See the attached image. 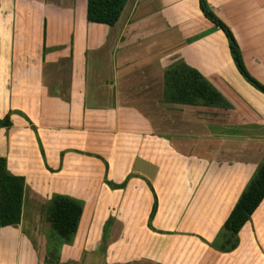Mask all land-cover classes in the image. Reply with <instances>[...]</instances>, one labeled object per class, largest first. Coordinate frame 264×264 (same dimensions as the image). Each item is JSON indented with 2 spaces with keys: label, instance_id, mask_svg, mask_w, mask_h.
<instances>
[{
  "label": "crops",
  "instance_id": "1",
  "mask_svg": "<svg viewBox=\"0 0 264 264\" xmlns=\"http://www.w3.org/2000/svg\"><path fill=\"white\" fill-rule=\"evenodd\" d=\"M220 1L207 0L230 25ZM251 2L240 16L249 31L263 32L264 0ZM86 3L0 0V119L9 113L11 121L0 125V156L8 171L24 177L21 218L0 226V252L11 255V264H264V213H257L264 198L232 249L210 245L215 230L190 226L191 216L175 223L158 216L173 172L159 156L184 154L189 213L191 205L207 213L210 201L219 223L264 158V115L254 111L250 118L247 105L239 110L214 72L192 66L228 106L164 100L165 70L188 64L190 54L200 66L209 57L206 32L216 24L199 0H127L114 24L88 20ZM129 146L134 162L117 175L112 152ZM124 179L123 190L146 189L150 197L152 186L155 216L149 219L144 201L123 195L117 216H86L81 231L92 190ZM54 190L86 200L72 240L58 249L48 244L50 224L39 216ZM136 206L142 215L132 216ZM52 248L56 256L42 254Z\"/></svg>",
  "mask_w": 264,
  "mask_h": 264
},
{
  "label": "rangeland",
  "instance_id": "2",
  "mask_svg": "<svg viewBox=\"0 0 264 264\" xmlns=\"http://www.w3.org/2000/svg\"><path fill=\"white\" fill-rule=\"evenodd\" d=\"M235 1L236 0H228V2L227 1L225 2V0H222L218 4H216V6L219 9H221L224 13L228 14L229 22H231L230 25L226 21H224L220 16L219 17L228 25V27L230 28V30L234 35V38L238 44L239 53L241 55L242 63L244 65L245 70L251 77H253L255 80H257L264 86V75H261L264 74L262 72V69H264V62L262 59V50L264 48L263 46L264 31L261 32L260 30H258L256 33L252 30L249 31L250 29H248L247 28L248 25H246L247 21L245 20L244 23V21L242 20V14L246 12L245 5H249L251 0H241L244 6H242L239 3L240 0L237 1V3ZM208 5L213 10V8L210 6L209 3ZM240 13H242L241 16ZM231 25H233L234 27L232 28ZM215 27L216 30L208 29L206 32L207 39L210 45L208 46L207 49V54L209 57H207V59L204 61H199L198 63L200 64V66H198L197 62L193 61L194 59L193 56L195 54H190L189 58H191L192 61L187 63L190 66L196 65L197 67H199V70L201 72L202 70L212 71L215 74L219 75L226 84L225 86L228 87L227 89L230 91L229 93H231L230 96L235 98L234 99L235 101L234 102L232 101V103L234 105L236 104L237 105L236 107L237 108L239 107V110L240 109L246 110V105L250 107V116H251L250 118L253 117L254 114L252 113L254 111L261 115H264L262 111V109H264V90L256 86L251 80L248 79L245 73H243L240 70L233 56V52L229 46L228 36L226 35L225 31L222 28H220L217 25ZM233 29H235L234 31L237 33V36H235ZM238 40L240 41V43L238 42ZM254 116L256 117V115ZM118 144H119V140H118ZM124 152L125 150H123V152L121 151V153L117 155L114 154V152H112V156H111L112 163H114L113 166L115 168L114 170L117 175H119L120 172L124 171L134 162L133 161L134 152L133 150L130 149V146L128 150L125 153ZM158 159L161 165L168 166L169 168L171 167L173 170V172H170L168 175L170 178H167L168 180L167 182L172 184V188L168 189L165 195L162 193L161 195L162 209L158 216H166L167 218L165 220L170 221L172 223L182 220V216H191L188 222L190 226L208 228V230H210L211 228L215 230L212 240L208 242L210 245L217 246L218 244H222L227 246L226 243L228 242H225L226 231L223 226L225 219L222 220V217H227V216H221L222 223H219V219H220L219 212L214 214L212 213V207L209 205L210 201H208L207 205L204 206L205 209L209 207L207 213L203 208L198 209V206H196V208L192 210V208L194 207L192 205L190 206V213L188 211L190 198L189 195L186 194L187 190L186 191L183 190L184 179L182 173V166L184 164V161L185 162L187 161L184 157V154L176 151V153L172 154L171 156L165 154L163 156H159ZM261 162H264V158L260 161V163ZM165 173H166V169H165ZM254 173L255 172L251 174L247 182L251 179ZM125 181L126 180L124 179L121 183L110 182L108 188H95L94 190H92V192H94L96 195L90 199L91 201L89 200L90 202L88 207L84 209L83 212L84 219L81 222V227H80V230L82 229L81 231H84L86 228L85 226L86 216H109L110 218H112V216H117L119 209L121 207L120 200L123 195L127 196L128 201L131 202H133L135 198H137V201L138 200H142V202L144 201L146 207L145 212L147 210L146 213L148 214V216H152V217L155 216L159 204V200L152 186L148 185V189H150V191L152 192V195L150 197L148 196V192L146 189L144 192L142 190H133L132 188H127L126 190H123L122 188H124L126 184ZM245 185L243 186V188L245 187ZM53 193L66 195L64 192L55 191V190ZM76 199L82 202L84 208V201H86L85 198H76ZM49 201L50 199L42 203L43 210L42 213L39 214V216H42V223H45V221L47 220L46 208L49 204ZM127 206H128L127 204H124L122 207L125 208ZM134 210L135 209H133V211ZM136 210H137L136 212H132V216H140L144 213V211L143 210L141 211L139 207L137 208V206H136ZM225 210L226 208L222 209L223 212H225ZM261 210L262 209H258L257 213L260 214L264 213L263 211L264 209L262 211ZM185 219L187 220V218ZM105 224L107 225L106 221ZM45 234L48 238V244L50 245V247L51 245H54L56 249L60 248L61 242L57 243L59 238L51 229V227H48L46 229ZM56 249L52 248L50 249L52 251H46V252L44 251L42 252V254H44L45 257L50 254H52V256L53 255L56 256V251H57ZM104 249H105V245L100 249V251L103 252ZM40 255L41 253L39 254V260H40ZM10 257H11L10 254L1 251L0 264H11L12 261L10 260L11 259ZM67 263L68 260H64L63 263L61 264H67Z\"/></svg>",
  "mask_w": 264,
  "mask_h": 264
},
{
  "label": "trees",
  "instance_id": "3",
  "mask_svg": "<svg viewBox=\"0 0 264 264\" xmlns=\"http://www.w3.org/2000/svg\"><path fill=\"white\" fill-rule=\"evenodd\" d=\"M127 0H87L86 18L91 21L114 24L120 17ZM203 13L222 28L229 38V46L240 68L249 80L264 90V86L251 77L244 68L238 44L228 25L213 12L206 0H199ZM164 100L183 104L228 106L222 93L196 68L176 63L164 72ZM11 123L9 113L0 119V125ZM24 177L8 171L6 159L0 156V226L20 221ZM264 198V162L258 164L254 175L241 191L237 201L226 217V231L222 248L232 249L238 242V231L251 218L253 211ZM83 204L80 200L63 194H54L46 208V219L60 242H70L76 232ZM152 216H149V219ZM225 244V243H224Z\"/></svg>",
  "mask_w": 264,
  "mask_h": 264
}]
</instances>
